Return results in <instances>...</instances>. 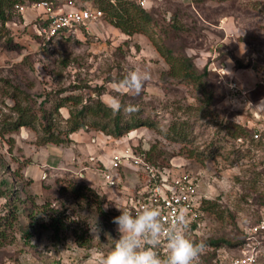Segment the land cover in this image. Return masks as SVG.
<instances>
[{
    "label": "rangeland",
    "instance_id": "rangeland-1",
    "mask_svg": "<svg viewBox=\"0 0 264 264\" xmlns=\"http://www.w3.org/2000/svg\"><path fill=\"white\" fill-rule=\"evenodd\" d=\"M73 1L76 6L96 8L94 0ZM137 2L154 16L148 34L157 45L170 48L176 56H187L199 70H207L211 106H206L207 99L194 86L169 74V65L145 35L127 36L102 18L77 35L44 42L32 27L41 10L28 6L22 14L13 11L0 34V182L8 183L7 188L13 191L9 207L18 210L17 224L8 228L0 241V264H99L113 240L119 239L112 221L121 214L117 208L125 209L124 204L117 208L105 204L108 219L103 220L84 202L61 192L68 182L79 185V180L60 171H43L47 178L42 175L41 184L35 186L24 176V167L38 164L40 151L46 146L42 111L47 113L53 129L62 132L67 127L63 116H68L72 106L57 114L56 100L74 95L88 103L89 97L96 98V90L105 105H109L110 96L119 95L125 104L136 106L135 116L152 124L134 130L118 143L107 142L111 149L128 146L135 150L156 143L164 151L161 158L179 166L176 171L197 177L199 194L215 204L214 212L205 214L201 227L193 231L199 241L224 238L236 242L242 231L246 234L264 216V147L249 135L241 141L226 136L223 128V122L236 115L242 125L253 119L246 96L234 93L228 87L229 81L246 95L249 92L252 100L262 94L263 89H257L256 83L264 85V0ZM134 69L151 73L139 95L113 87L114 81ZM14 104L33 111L32 127L4 130V124L17 118ZM173 126L181 127L179 137L186 136L183 143L166 139ZM92 132L88 133L104 136ZM137 178L127 174L124 184L136 186ZM31 200L35 207L45 203L55 212L63 210V203L71 209L64 219L67 227L63 242L54 245L51 232L40 226L48 218L35 214L36 223L28 228ZM6 213L5 200L0 198V217ZM96 224L102 229L100 240L92 234ZM21 229L27 231L29 239L24 238ZM73 231L91 237V247L76 246ZM221 248L216 264H229L231 259L250 255L254 264H264V233L248 244L245 240L237 247Z\"/></svg>",
    "mask_w": 264,
    "mask_h": 264
},
{
    "label": "trees",
    "instance_id": "trees-1",
    "mask_svg": "<svg viewBox=\"0 0 264 264\" xmlns=\"http://www.w3.org/2000/svg\"><path fill=\"white\" fill-rule=\"evenodd\" d=\"M41 1L54 3L63 2L60 0H0V34L2 30H4L6 24L11 21L13 11H16L18 14L23 13L18 12L16 6H30L33 3H39ZM137 1L138 0H94L96 8L93 9L101 11L103 15L102 18H104L109 25L118 29L121 33L127 36H132L135 34L147 36L155 46L158 54L164 58L165 62L169 65V74L172 77L178 78L184 83L194 86L196 90H198L200 94L207 99L205 101L206 106L210 107L212 96L210 95V91L207 90V70L205 68L199 70L191 62L189 57L176 56L173 54L170 48L163 45H157L153 38L148 34L151 25L154 24L155 21L154 16L151 11L139 5ZM256 87L257 89H263L262 94L258 99L252 100L248 96V92L246 99L251 104L259 102L262 96H264L263 83H256ZM95 92L97 93L95 95L96 98L89 97L88 103L82 101V97L74 95L70 97L66 96L63 98H58L56 100L55 112L57 114H60V109L72 106L68 111V116H63L67 127L62 132H58L53 129L52 125L49 123L50 121H48L47 113L42 111L43 115H41V117L46 122L44 126V132L46 135L43 139V143L69 145L72 142L71 135L81 131L100 132L105 136H108L111 141L118 143L120 142L121 138L128 136L129 133L138 128L152 127V124L148 119L135 116L137 111L130 115L126 114L124 111L114 113L100 100L99 90H96ZM13 108L14 110L17 109V118L11 123L4 124V130L12 132L21 128L32 127L34 122L33 111H30L27 108L23 109L16 104H14ZM236 117L234 116V118L232 117L230 121L227 120V122H223L225 135L235 139L247 137L249 135L252 140L254 129L238 123L236 121ZM180 130L181 127H171L168 135H165L166 139L183 143L186 136L183 135L179 137ZM134 151L137 154L142 155L145 162L158 169L171 167L172 163L170 160L168 161L161 158L164 151L158 149L156 143H152L149 147L140 145L136 147ZM71 177H73L75 180H79L80 184L77 185L73 182H68L67 185L63 187L61 192H63V194L66 193L70 195L75 201H80L81 203L84 202L88 209H94L98 216L102 217L103 220H107L108 212L103 208V206L106 204V201L101 197V195H99L95 189L89 187L78 174ZM7 185L8 183L6 181L0 182V198L5 200V207L7 208V213L3 217H0V241L5 239L6 230L8 228H12L14 221L16 220L15 214L18 210V207L16 206L9 207V201L12 200L11 194L13 191L7 188ZM31 204L33 206L30 208V212L32 214H29L31 216V225L28 228L34 227L36 218L33 215L38 214L41 218H48V221L42 222L40 226L51 232V242L54 245L63 242L64 239L62 235L67 227L64 225V219L67 218V211H71V209L65 207V203H63V206H61L63 207V210L60 212H55L49 209L48 204L45 203L41 206L35 207L34 200H31ZM214 206V203L203 200L200 206V219H203L205 214L207 216L212 214L214 212V208L212 207ZM16 224L17 223L14 225ZM2 227L4 229H2ZM21 231L22 234H24V238L29 239V234L27 231L24 229H21ZM192 231L191 235L193 234ZM261 233H264V231ZM246 236L247 235L242 231L240 239L236 242H229L224 238H209L203 241L206 247L205 252L201 257V264H216L215 261L219 262L218 251L222 249L221 247H237L245 242ZM72 237L74 238V243L76 246L85 249L91 247V237L80 235L77 231H73ZM188 237L199 242V239L195 235H188Z\"/></svg>",
    "mask_w": 264,
    "mask_h": 264
},
{
    "label": "built area",
    "instance_id": "built-area-1",
    "mask_svg": "<svg viewBox=\"0 0 264 264\" xmlns=\"http://www.w3.org/2000/svg\"><path fill=\"white\" fill-rule=\"evenodd\" d=\"M141 2V0H140ZM34 10H41L38 19L34 22V34L48 42L57 37H69L77 35L83 30H88L92 25L99 23L103 17L102 12L89 7L76 6L73 0L62 3L41 1L29 6ZM28 6H16L18 12L22 13ZM228 87L236 94L246 96V91L241 90L235 82L229 81ZM259 121V120H257ZM262 123L253 127L252 140L264 147V118ZM241 141V139H237ZM110 169L100 170V177L105 185L118 187L120 181L112 171L117 173L122 168L139 170L145 175L143 186L129 197L125 204L126 211L133 214L143 210L145 206H154L161 211V221L165 225L174 221L181 211L186 217L187 234L201 227L200 206L203 201L199 194L200 183L197 177L189 173L176 171L179 168L172 164L170 168L158 169L145 162L142 155L137 154L131 147L115 149L110 154ZM192 231V232H193ZM264 231V216L246 231V243L255 240L256 236ZM161 238L159 251L162 256L167 255V248ZM245 255V254H244ZM220 258V257H219ZM253 255L244 256L240 259H231L229 264H254ZM219 264V263H218Z\"/></svg>",
    "mask_w": 264,
    "mask_h": 264
},
{
    "label": "clouds",
    "instance_id": "clouds-1",
    "mask_svg": "<svg viewBox=\"0 0 264 264\" xmlns=\"http://www.w3.org/2000/svg\"><path fill=\"white\" fill-rule=\"evenodd\" d=\"M150 79L149 71L134 69L124 78L114 81L113 87L139 95ZM109 100L108 107L114 113L124 111L130 115L137 110L136 106L125 104L119 95H112ZM117 209L121 214L112 223L117 225L119 239H112L113 245L103 254L99 264H201L206 245L188 237L186 217L182 211L173 222L165 225L161 221V211L154 206H145L135 214ZM101 231L96 224L92 232L94 239L100 240ZM165 235L167 255L162 256L159 248Z\"/></svg>",
    "mask_w": 264,
    "mask_h": 264
},
{
    "label": "crops",
    "instance_id": "crops-1",
    "mask_svg": "<svg viewBox=\"0 0 264 264\" xmlns=\"http://www.w3.org/2000/svg\"><path fill=\"white\" fill-rule=\"evenodd\" d=\"M259 107L261 108L260 111L258 110ZM247 108L249 112H251L253 119L248 120L245 126H259L263 122L262 118H264V96H262L259 102L254 104L250 103ZM237 122L240 123L239 120H237ZM101 134L102 133H100V135ZM94 136L95 138H93ZM71 139L72 142L69 145L46 144V146L42 148L43 150L40 151L39 163L24 167V176L31 181V185H40L42 175L45 179L47 178V174L43 171H55L58 173L60 171L63 172V174H70V176L78 174L89 187L97 189L98 191L100 190L98 193L104 196L107 202L106 204L115 208L119 207L120 204H124L125 206L129 197L143 186L146 180L145 175L139 170L130 168H122V174L121 170L118 173L112 171L113 175L118 177L120 183L118 187H109L104 184L99 172L105 168L108 170L110 169V154L116 149H111L112 145L108 146L109 143H112L109 137L105 135L100 137L83 131L72 134ZM99 142H102L103 145ZM107 142L109 143L107 144ZM98 143L101 146L98 145ZM104 146L105 148H102ZM57 163H59V166H55ZM127 174H132L134 177L135 175L139 176L136 186L129 187L124 184L123 177L126 178ZM126 192H128V196ZM35 193L37 192L35 191Z\"/></svg>",
    "mask_w": 264,
    "mask_h": 264
}]
</instances>
